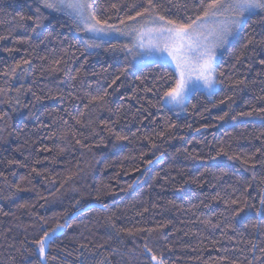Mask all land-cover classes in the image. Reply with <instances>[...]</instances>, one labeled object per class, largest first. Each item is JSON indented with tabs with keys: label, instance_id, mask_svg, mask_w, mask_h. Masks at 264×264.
<instances>
[{
	"label": "trees",
	"instance_id": "16d2710c",
	"mask_svg": "<svg viewBox=\"0 0 264 264\" xmlns=\"http://www.w3.org/2000/svg\"><path fill=\"white\" fill-rule=\"evenodd\" d=\"M91 3L122 25L147 0ZM153 3L170 19L202 15L200 0ZM33 11L29 0H0V264H36L31 241L57 223L49 264H153L145 243L165 264L262 256L264 214L233 216L237 206L214 197L259 207L264 195V11L223 47L219 88L196 90L183 113L160 99L170 63H135L120 39L86 48L63 13L44 11L33 33L17 15Z\"/></svg>",
	"mask_w": 264,
	"mask_h": 264
},
{
	"label": "snow or ice",
	"instance_id": "6c2138e0",
	"mask_svg": "<svg viewBox=\"0 0 264 264\" xmlns=\"http://www.w3.org/2000/svg\"><path fill=\"white\" fill-rule=\"evenodd\" d=\"M29 2L34 8L32 16L17 15L21 27L26 19L33 22V33L39 31L43 20L46 19L44 11L63 13L69 16L77 24L79 30L86 33L123 31V29L115 28L109 24L107 19L98 17L93 11L91 0H29ZM136 7L135 4L128 5V9H135ZM111 8L117 9L118 5L113 3ZM156 9L157 5L153 3V0H147V3L140 10L135 11L134 15H128L125 19H121L120 23L123 25L126 21H130L137 24L138 18L143 20L144 22L139 24L138 27L128 29L127 34H131L136 38L133 48L138 44L139 48L145 49L147 56L156 53L162 56L166 53L174 62L175 75L164 74L167 79L161 85L163 91L160 99L182 108L190 91L197 90L201 84L207 89L213 90L220 83L217 80L216 50L224 47L233 33L241 29L252 15L257 14V10L264 11V0H208L207 3H205V0H200L198 10L202 9V15L197 16L195 20L189 18L190 22H186L183 18L170 19L162 15H156ZM209 18L214 21V24L205 32L203 21ZM3 39L5 37L0 36V40ZM251 43L252 40H249L248 44ZM261 43H264V41H261ZM85 46L86 48L98 47L95 41L91 39L85 42ZM245 47H247V44ZM237 61L239 62V57H237ZM24 63H28V61H24ZM259 63L264 65V59H261ZM15 71L16 69L13 68L12 72L15 73ZM8 74L5 71L4 75ZM169 82H172L171 86L166 87ZM113 83H115V80ZM0 93H3V89H0ZM93 99L95 100L97 97H93ZM260 99H264V97ZM260 111L264 112V109H260ZM5 115L0 113V119H3ZM220 119H223V117H220ZM118 139H126V137L118 136ZM259 151L260 149H257V152ZM235 158L237 157H230V159ZM243 163L247 165L248 159H244ZM257 163H264V161H258ZM253 178H255V174H253ZM248 187H251V185L249 184ZM17 190L19 189L17 188ZM233 191L236 190L233 189ZM214 199H224V203L229 207L237 206L232 213L233 216L240 215L246 208H255L258 214H264V195L260 197L259 207L249 205L246 202L241 203L239 198H224L220 193H217ZM78 203L79 201H77ZM41 219L43 220V218ZM44 223H47V221ZM64 227L65 224L57 223L54 228L44 231L43 235L31 241L39 258L36 264H49L50 261L59 260L58 256L50 255V253L53 250L52 244L56 234ZM212 227L215 228L216 225H212ZM81 247L86 246L82 245ZM98 247H102V245H98ZM255 247V244H253V249ZM143 251L145 254L150 255L153 264H165V261L157 256L147 243L144 244ZM260 252L262 256L253 255V260L248 261V264H254V261H262V264H264V248H261ZM220 259L227 260L228 257L224 256ZM80 264H85L84 260H81ZM98 264H106V258L101 259ZM232 264H235V261H232Z\"/></svg>",
	"mask_w": 264,
	"mask_h": 264
},
{
	"label": "rangeland",
	"instance_id": "374dc122",
	"mask_svg": "<svg viewBox=\"0 0 264 264\" xmlns=\"http://www.w3.org/2000/svg\"><path fill=\"white\" fill-rule=\"evenodd\" d=\"M257 11H259V10H257ZM143 22H144L143 20H140L138 18V23L137 24H133L132 22L128 21V22H126L123 25H113L115 28L123 29L122 32L112 31L110 33H96V34L91 33V32H88V33L84 32L85 41H88V40L91 39V40H94L96 44H99L100 42H105V41H108V40H111V39H120V40H123V41L126 42V44L128 46V51H129V53H130V55H131V57H132V59H133V61L135 63H148V62H154V61H165V62L170 63L175 69L174 62L167 56L166 53L164 55H162V56L160 54H158V53L153 54L152 56H147L145 54V49L139 48L138 44H137V46L135 48H133V44L136 41V38L133 35H131V34H127L128 33V29L130 27H138L139 24H141ZM203 23L205 25L203 30L206 32L209 28L212 27V25L214 24V21L211 18H209V19L203 21ZM239 30H237L236 32L233 33V35L229 38V41L239 32ZM145 43H147V41H145ZM222 49H223V47L222 48H218L216 50V63L218 62L219 55H220ZM218 88H219V84H217V86L213 90H209V89H207L206 87H204L201 84V86L197 90H203L206 93H208L209 95H213L214 92ZM195 91L196 90L190 91L188 93V95L186 97V100H185V103H184L182 108L181 107H177V106L172 105V104H169L167 102L166 103L168 105H170L177 113H183L185 111L187 101L189 100V98L192 95V93H194Z\"/></svg>",
	"mask_w": 264,
	"mask_h": 264
}]
</instances>
